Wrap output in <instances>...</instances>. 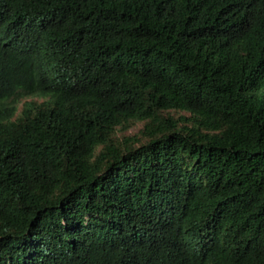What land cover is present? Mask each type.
<instances>
[{
  "label": "trees",
  "instance_id": "16d2710c",
  "mask_svg": "<svg viewBox=\"0 0 264 264\" xmlns=\"http://www.w3.org/2000/svg\"><path fill=\"white\" fill-rule=\"evenodd\" d=\"M0 264H264V0H0Z\"/></svg>",
  "mask_w": 264,
  "mask_h": 264
},
{
  "label": "rangeland",
  "instance_id": "374dc122",
  "mask_svg": "<svg viewBox=\"0 0 264 264\" xmlns=\"http://www.w3.org/2000/svg\"><path fill=\"white\" fill-rule=\"evenodd\" d=\"M19 108H21V104L19 105ZM140 125H138L137 127H133L132 129H130V131H135Z\"/></svg>",
  "mask_w": 264,
  "mask_h": 264
}]
</instances>
